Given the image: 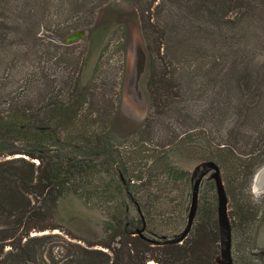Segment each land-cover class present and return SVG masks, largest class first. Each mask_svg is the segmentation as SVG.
<instances>
[{
  "label": "trees",
  "instance_id": "trees-1",
  "mask_svg": "<svg viewBox=\"0 0 264 264\" xmlns=\"http://www.w3.org/2000/svg\"><path fill=\"white\" fill-rule=\"evenodd\" d=\"M131 20L148 102L133 126L103 68ZM75 30L82 49L64 42ZM183 161L218 165L232 262L264 264L245 247L264 210L251 192L264 165V0H0V264H219L211 178L186 237L151 241L186 227L198 172Z\"/></svg>",
  "mask_w": 264,
  "mask_h": 264
},
{
  "label": "rangeland",
  "instance_id": "rangeland-1",
  "mask_svg": "<svg viewBox=\"0 0 264 264\" xmlns=\"http://www.w3.org/2000/svg\"><path fill=\"white\" fill-rule=\"evenodd\" d=\"M57 13L58 11H56V9H53V14H57ZM78 32H79L78 30H75L71 34H74V33L76 34ZM48 33L49 31L47 29H45L44 27L41 28V36L48 35ZM79 33H83V35L79 36L77 38L78 40L75 39L73 41L77 43L78 49H82L83 41L79 40V38L80 37L84 38L86 33L85 32H79ZM120 33H121V29L117 30V32L113 35V37L115 36L116 38L113 39L112 41V46L110 48L111 51H108L105 54V61L103 64V68L107 71L106 88H120L121 90L120 91L121 97L119 101L120 117L122 119H125L127 122L129 121L130 125L133 126L134 124H137L138 122L142 121V119L146 116L147 111H148V102H147V98H146V95L142 87L143 78L140 82V87H139L141 90V99L138 98L134 89L128 88V82H127L128 70L130 69V67H132V61L134 59V52L136 49L135 46L139 45L142 49H144L143 39H142L140 28L137 22L133 20L129 21L128 22V41L126 44V49L122 52V50H119V49L116 50L114 46V43L118 42V37L121 35ZM16 76L19 77L20 73L14 72V75H10L12 79L14 78L16 79ZM18 86H20L21 88H27V85H25L24 81L22 80H19ZM180 163L182 164V166L188 167L189 169H193V171H197V172L202 165V164H199L195 166L194 161H190V162L183 161ZM262 193H257V192L253 193V200L254 198L256 199V197L261 195ZM69 202H71L72 204V201H69ZM66 205H68V203ZM71 209L72 211L74 210L76 212V210L80 208L76 204L75 205L72 204ZM64 211L69 212V210H64ZM262 220H264V213L261 215L258 223L260 224ZM256 240L257 239H255L254 245H250L249 241H246L245 243L246 250L249 249V254L250 256L252 255V257L254 255L260 254L262 255V258H263L264 246H259ZM233 243L234 245H236L234 236H232V245ZM243 245H244V241L238 239L236 247L241 248ZM235 254L237 255L240 253H235ZM263 262H264V259H263Z\"/></svg>",
  "mask_w": 264,
  "mask_h": 264
},
{
  "label": "water",
  "instance_id": "water-1",
  "mask_svg": "<svg viewBox=\"0 0 264 264\" xmlns=\"http://www.w3.org/2000/svg\"><path fill=\"white\" fill-rule=\"evenodd\" d=\"M83 33H74L64 39V42H71L77 39L79 36H82ZM134 59L132 61V67L128 70L127 82L128 88H132L135 90L138 98L141 99V90H140V82L145 75L146 70V54L144 49H142L139 45L135 46ZM199 169V168H198ZM264 174V167L260 169L257 173V180ZM214 180L217 197H218V224H219V233H220V255L217 258L219 264H233L231 259V223L229 217V209H228V198L224 188L223 180L220 174V170L218 165L213 161H208L203 163L198 170V173L195 176L192 193H191V201L190 208L187 217V224L184 231L181 234H177L172 238H168L165 240H151L155 245H161L164 243H179L181 242L186 235L188 234L191 225L193 223V219L195 216V211L197 207L198 200V191L201 180L207 176ZM262 185V184H261ZM261 231V230H260ZM140 230H137L139 233ZM257 244L259 246H264V232L258 234ZM264 259V256H263Z\"/></svg>",
  "mask_w": 264,
  "mask_h": 264
},
{
  "label": "flooded vegetation",
  "instance_id": "flooded-vegetation-1",
  "mask_svg": "<svg viewBox=\"0 0 264 264\" xmlns=\"http://www.w3.org/2000/svg\"><path fill=\"white\" fill-rule=\"evenodd\" d=\"M264 165H262L253 175V179H252V182H251V192L252 193H262L261 195L257 196L256 198L260 197V199L264 200V176L262 175L259 180H257L256 176H257V173L260 171L261 168H263ZM205 177H208L205 176ZM209 178V177H208ZM202 181V180H201ZM262 184V185H261ZM257 185V186H256ZM254 187H257V190H255ZM228 198V197H227ZM264 213V210L260 213V216H259V219L261 217V215ZM261 230V231H260ZM264 232V220H262V222H260V224L258 223V231H257V236H256V239L258 238V234H260ZM257 242V240H256ZM264 256V255H263Z\"/></svg>",
  "mask_w": 264,
  "mask_h": 264
},
{
  "label": "bare ground",
  "instance_id": "bare-ground-1",
  "mask_svg": "<svg viewBox=\"0 0 264 264\" xmlns=\"http://www.w3.org/2000/svg\"><path fill=\"white\" fill-rule=\"evenodd\" d=\"M263 176H264V174H263ZM257 186V185H256ZM255 189L257 190V187H255Z\"/></svg>",
  "mask_w": 264,
  "mask_h": 264
}]
</instances>
